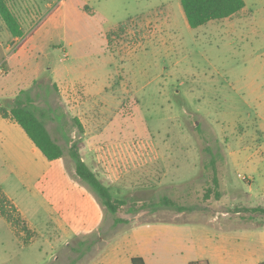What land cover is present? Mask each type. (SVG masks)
Segmentation results:
<instances>
[{
  "label": "rangeland",
  "instance_id": "1",
  "mask_svg": "<svg viewBox=\"0 0 264 264\" xmlns=\"http://www.w3.org/2000/svg\"><path fill=\"white\" fill-rule=\"evenodd\" d=\"M244 1L192 28L180 0H10L24 36L0 18V106L29 95L63 155L0 115V196L23 220L0 214V264L264 261V0Z\"/></svg>",
  "mask_w": 264,
  "mask_h": 264
},
{
  "label": "trees",
  "instance_id": "2",
  "mask_svg": "<svg viewBox=\"0 0 264 264\" xmlns=\"http://www.w3.org/2000/svg\"><path fill=\"white\" fill-rule=\"evenodd\" d=\"M180 4L184 11L188 25L192 28H196L211 20L231 17L245 6V1L180 0ZM0 18L13 38H20L24 36L21 21H19L15 15L13 7L10 5V0H0ZM22 95L23 94L16 96L9 111H6L5 108L0 106V115L5 119H9L17 123L31 140L33 146L37 148L48 161L60 158L63 155L62 146L51 137L44 125V122L29 107V95ZM69 154L73 159L77 176L89 184V186L99 196L101 203L109 211L115 213L120 206L125 204V200L114 197L110 188L103 184L97 174L86 165L75 144L70 147ZM213 179L216 181L215 178ZM144 206L145 203L143 202L140 204L139 208ZM7 209H13V212H16L15 206L10 203V200L5 195L2 197L0 196V214L4 216L12 226L16 223L23 222L19 215L12 216ZM24 227L26 228V226ZM131 263L144 264V261L141 257H132ZM188 264L209 263L207 260H196L190 261ZM261 264H264V262Z\"/></svg>",
  "mask_w": 264,
  "mask_h": 264
},
{
  "label": "crops",
  "instance_id": "3",
  "mask_svg": "<svg viewBox=\"0 0 264 264\" xmlns=\"http://www.w3.org/2000/svg\"><path fill=\"white\" fill-rule=\"evenodd\" d=\"M34 34V33H33ZM133 257H141V256H133ZM132 258V257H131ZM142 258V257H141ZM143 259V258H142ZM198 260H202V259H198ZM144 261V260H143ZM196 261V260H195ZM262 262H264V261H262ZM262 262H260L259 264H261ZM144 264H145V262H144Z\"/></svg>",
  "mask_w": 264,
  "mask_h": 264
}]
</instances>
